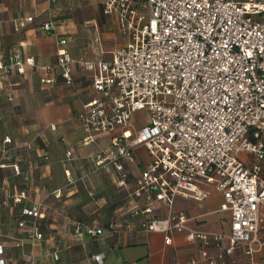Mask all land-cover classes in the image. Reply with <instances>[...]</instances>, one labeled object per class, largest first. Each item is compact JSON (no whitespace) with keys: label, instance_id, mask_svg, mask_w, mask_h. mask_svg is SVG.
Returning <instances> with one entry per match:
<instances>
[{"label":"built area","instance_id":"2783aa9c","mask_svg":"<svg viewBox=\"0 0 264 264\" xmlns=\"http://www.w3.org/2000/svg\"><path fill=\"white\" fill-rule=\"evenodd\" d=\"M46 1L53 5L56 0ZM104 12L118 16L129 34L128 45L111 61L76 60L70 40L60 37L57 62L45 67L51 77L43 80L53 85L61 78L74 88L76 66L92 75L97 96L77 115L83 144L112 136L111 149L95 154L94 172H115L117 184L127 186L125 162L137 149H147L151 161L132 192L147 202L142 230L164 234L167 246L184 235L209 264H223L239 248L253 260L264 250V1L107 0ZM33 21L32 16L20 18L16 30ZM42 30L55 33V21L43 23ZM36 66L34 58L16 50L0 69L24 74ZM140 112L148 113L149 120L136 126ZM67 158L73 159L72 152ZM12 167L16 175L23 174L21 164ZM214 189L224 198L221 211L229 214L228 230L191 227L192 218L178 207L179 200L202 203ZM9 196L22 203L28 191ZM158 204L166 209L165 218L156 215ZM42 207L36 203L23 213L35 220L32 240L44 238L38 223ZM81 228L78 224L77 232ZM87 231L92 237L104 233L103 228ZM95 259L103 264L105 258Z\"/></svg>","mask_w":264,"mask_h":264},{"label":"crops","instance_id":"0c3cea01","mask_svg":"<svg viewBox=\"0 0 264 264\" xmlns=\"http://www.w3.org/2000/svg\"><path fill=\"white\" fill-rule=\"evenodd\" d=\"M105 1L56 0L52 5L46 0H0V64L16 50L37 63L24 74L0 69V246L4 250L0 259L6 264H99L95 257L101 255L103 264H209L200 247L184 235L167 246L164 234L142 230L141 210L147 202L133 198L132 192L151 161L147 149H137L125 162L130 173L127 186L117 184L115 172H94V156L111 149L112 136L101 135L96 144H83L85 133L77 115L97 96L92 75L76 66L74 88L61 78L53 85L43 84L51 77L45 67L57 62L60 37L70 40L76 60L111 61L117 50L128 45L129 34L122 30L118 16L105 14ZM29 16L34 21L18 32L17 21ZM51 18L56 23L52 34L42 30ZM144 113L146 121L136 120L139 113L134 117L136 126L148 122L149 114ZM7 137L12 143H5ZM69 152L72 160L67 158ZM16 163L21 164L22 175L15 174ZM67 173L75 184L69 183ZM25 189L27 200L17 203L10 198L9 194ZM36 203L43 204L38 220L42 240L29 237L35 220L23 214ZM223 203L222 194L214 189L205 202L181 198L178 207L192 218L191 227L213 232L228 230L229 214L221 211ZM155 210L158 217L167 216L162 205ZM21 222L25 227H20ZM78 224H82L79 232ZM88 228H103L104 233L92 237ZM223 264H264V250L252 260L239 248Z\"/></svg>","mask_w":264,"mask_h":264},{"label":"rangeland","instance_id":"374dc122","mask_svg":"<svg viewBox=\"0 0 264 264\" xmlns=\"http://www.w3.org/2000/svg\"><path fill=\"white\" fill-rule=\"evenodd\" d=\"M136 120L138 122H140L141 120H147V114H145L144 112L142 113H139L137 116H136Z\"/></svg>","mask_w":264,"mask_h":264}]
</instances>
